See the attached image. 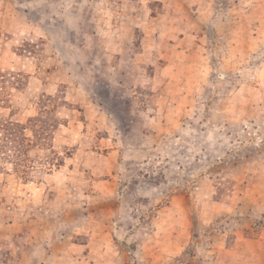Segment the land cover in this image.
I'll return each mask as SVG.
<instances>
[{"label": "rangeland", "instance_id": "obj_1", "mask_svg": "<svg viewBox=\"0 0 264 264\" xmlns=\"http://www.w3.org/2000/svg\"><path fill=\"white\" fill-rule=\"evenodd\" d=\"M6 122L0 264H264V0H0Z\"/></svg>", "mask_w": 264, "mask_h": 264}, {"label": "trees", "instance_id": "obj_2", "mask_svg": "<svg viewBox=\"0 0 264 264\" xmlns=\"http://www.w3.org/2000/svg\"><path fill=\"white\" fill-rule=\"evenodd\" d=\"M5 126V127H4ZM9 126H14L13 123H10V122H6V123H2L1 126H0V129L3 130L2 132L4 133V130H8L9 129ZM11 128V127H10ZM24 127H20L18 128V132L21 134V130L23 129ZM13 129V127L11 128V130ZM7 133H9L8 135H11V132L10 131H7ZM6 136V135H5ZM7 137V136H6ZM10 138V137H9ZM15 141V138H11L9 142H14Z\"/></svg>", "mask_w": 264, "mask_h": 264}]
</instances>
